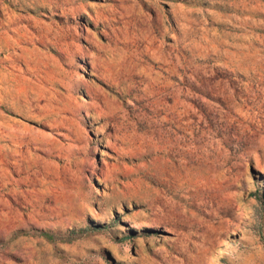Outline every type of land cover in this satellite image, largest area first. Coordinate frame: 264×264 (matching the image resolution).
I'll return each mask as SVG.
<instances>
[{"label":"rangeland","instance_id":"1","mask_svg":"<svg viewBox=\"0 0 264 264\" xmlns=\"http://www.w3.org/2000/svg\"><path fill=\"white\" fill-rule=\"evenodd\" d=\"M0 264H264V0H0Z\"/></svg>","mask_w":264,"mask_h":264}]
</instances>
